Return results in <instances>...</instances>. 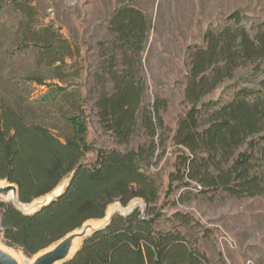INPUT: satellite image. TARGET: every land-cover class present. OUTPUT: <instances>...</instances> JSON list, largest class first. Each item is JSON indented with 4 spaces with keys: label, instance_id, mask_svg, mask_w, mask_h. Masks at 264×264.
<instances>
[{
    "label": "trees",
    "instance_id": "1",
    "mask_svg": "<svg viewBox=\"0 0 264 264\" xmlns=\"http://www.w3.org/2000/svg\"><path fill=\"white\" fill-rule=\"evenodd\" d=\"M243 19L241 11L232 12L227 17L230 23L208 28L201 44L188 47L184 96L189 108L172 137L175 145L189 152L172 174L173 182H182L178 187L196 182L205 194L264 195V23L252 34ZM151 23L142 9L131 4L114 11L109 26L116 37L105 55L108 64L101 67L102 87L94 105L101 125L119 144L130 142L142 126L152 139L149 148H101L95 162L87 164L83 159L88 148L77 137L82 113L74 114L80 107L71 94H64L53 111L44 102H31L19 87L0 88V179L17 184L21 201L31 202L53 191L76 169L65 191L33 214L1 203L4 241L9 246L34 256L85 221L103 218L110 204L119 201L126 206L142 198L146 213L135 208L127 215L116 214L62 264H211L180 227L159 226L162 214L154 205L160 188L143 169L149 150L156 149L159 129L165 128L161 112L166 103L157 98L152 110L144 111V81L137 70ZM46 46L52 49L51 44ZM66 48L54 62L67 64ZM248 66L253 74H262L255 86L238 89L224 103L205 102ZM107 81L113 84L111 90L105 87ZM65 128L70 132L64 134ZM169 187L172 191V182ZM174 216L184 226L191 223L181 213Z\"/></svg>",
    "mask_w": 264,
    "mask_h": 264
},
{
    "label": "rangeland",
    "instance_id": "2",
    "mask_svg": "<svg viewBox=\"0 0 264 264\" xmlns=\"http://www.w3.org/2000/svg\"><path fill=\"white\" fill-rule=\"evenodd\" d=\"M128 4L142 9L152 20L142 65L137 66L144 81V111L152 110L157 98L166 103L161 112L165 128L159 129L154 139L156 149L149 150L143 162V169L160 188L154 205L155 211L162 214L159 226L180 227L208 255L211 264H264V195L235 197L224 191L205 194L196 182L178 187L182 182L172 180L179 159L189 155L172 138L189 108L184 96L188 47L201 44L208 28L220 29L230 23L227 17L236 10L242 12L243 24L254 34L264 23V0H0V88L19 87L31 102H44L53 111L63 102L64 94H71L80 107L74 109V114L82 113L77 137L88 148L83 159L87 164L95 162L101 148H149L152 139L142 126L130 142L119 144L101 125L94 106L102 87L101 67L108 64L109 56L105 55L116 37L109 21L119 6ZM65 47L67 64L54 62ZM261 77L260 73H252V66L241 68L205 102H227L238 89L255 86ZM112 85L107 81L105 87L111 90ZM56 132L64 136L70 129L65 128L64 134ZM68 179L65 177L56 190ZM5 182L0 179L1 184ZM51 194L37 200L43 201ZM132 202L146 213L144 199L134 198L127 205ZM116 203L120 202L110 204L107 210ZM177 213L191 219L190 225L177 221ZM5 245L24 261L35 256Z\"/></svg>",
    "mask_w": 264,
    "mask_h": 264
},
{
    "label": "water",
    "instance_id": "3",
    "mask_svg": "<svg viewBox=\"0 0 264 264\" xmlns=\"http://www.w3.org/2000/svg\"><path fill=\"white\" fill-rule=\"evenodd\" d=\"M76 169L73 171L68 179V182L61 188H56L55 193L50 194L45 200L38 201L35 198L31 202H23L20 199L19 187L17 184L5 180V183H0V264H20L8 251L2 248V245L6 244L4 241V220L3 213L1 209V203H10L14 205L18 210L24 214H33L38 211L41 207L47 205L55 198L60 196L69 184L70 179L74 175ZM3 180V179H2ZM12 194V198L3 199L1 196H7ZM48 195V194H46ZM135 209V202L129 205H122L116 203L115 205L109 207L106 210L105 216L100 219H89L85 221L80 227L74 229L73 231L67 233L64 237L57 240L53 244L39 251L32 258L30 264H62L70 260L76 252L80 249L84 240L89 238L93 233L107 227L112 221L116 214L127 215L130 214ZM79 240V243L77 241ZM8 245V244H7ZM6 246V245H5ZM8 247V246H7ZM9 248V247H8ZM10 249V248H9ZM12 250V249H10Z\"/></svg>",
    "mask_w": 264,
    "mask_h": 264
},
{
    "label": "bare ground",
    "instance_id": "4",
    "mask_svg": "<svg viewBox=\"0 0 264 264\" xmlns=\"http://www.w3.org/2000/svg\"><path fill=\"white\" fill-rule=\"evenodd\" d=\"M3 199H8V198H12V194H9L7 196H1ZM77 243H79V240L77 241ZM2 248L6 251H8L9 253H11V255L20 263V264H30L32 262V259L28 260V261H24L17 253H15L13 250H10L7 246H5L4 244L2 245Z\"/></svg>",
    "mask_w": 264,
    "mask_h": 264
}]
</instances>
